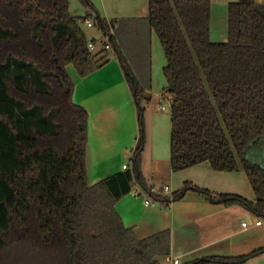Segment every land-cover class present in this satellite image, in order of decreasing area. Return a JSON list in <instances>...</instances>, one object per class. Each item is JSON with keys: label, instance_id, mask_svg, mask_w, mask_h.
Listing matches in <instances>:
<instances>
[{"label": "trees", "instance_id": "obj_1", "mask_svg": "<svg viewBox=\"0 0 264 264\" xmlns=\"http://www.w3.org/2000/svg\"><path fill=\"white\" fill-rule=\"evenodd\" d=\"M75 17L68 0H0V264H159L170 254V233L138 238L115 209L134 184L150 193L140 169L145 143L144 89L122 48L110 43L130 88L139 134L131 168L89 185L88 113L72 100L71 64L81 77L108 61L88 48L82 27L95 13ZM211 0H149L147 23L160 41L170 101L171 169L201 162L245 172L255 201L235 194L216 198L189 183L172 193L207 195L239 205L264 220V3L227 5V39H211ZM208 257L185 264L242 263Z\"/></svg>", "mask_w": 264, "mask_h": 264}, {"label": "crops", "instance_id": "obj_2", "mask_svg": "<svg viewBox=\"0 0 264 264\" xmlns=\"http://www.w3.org/2000/svg\"><path fill=\"white\" fill-rule=\"evenodd\" d=\"M90 1L95 13L113 24L114 37L121 48L115 25L120 22L128 25L144 22L148 25L149 0ZM257 1L264 3V0ZM215 27L211 16V37L215 33L216 36L221 34V31L217 34ZM149 33L151 50L146 79L139 78L142 72L135 69L124 52L139 83L149 95L147 103L151 104L153 98L158 100L154 109L146 108L145 143L140 157L141 173L148 186L157 189L168 186L173 193L189 183L208 190L213 198L219 194H237L255 201V193L242 170H215L206 161L172 171L170 110L165 113L166 107L161 109L162 101L168 98L166 95L163 100L159 97L167 86L163 74L166 58L155 31L149 28ZM104 54L108 61L85 77H81L73 65L66 66L74 82L72 100L88 113L85 161L89 185L124 171L122 166L125 164L131 168L139 134L136 106L120 63L114 55L101 53ZM157 195L170 197L162 192ZM115 209L122 222L131 227L138 238L161 231L170 233V254L165 257L169 264L173 259L185 264L208 257H240L264 247L262 218V223L255 225L258 217L247 209L214 203L207 195L195 190H188L179 200L162 206L159 203L146 206L145 196L138 197L129 192L116 202ZM243 222H246L245 226ZM206 264H264V253L242 263Z\"/></svg>", "mask_w": 264, "mask_h": 264}, {"label": "rangeland", "instance_id": "obj_3", "mask_svg": "<svg viewBox=\"0 0 264 264\" xmlns=\"http://www.w3.org/2000/svg\"><path fill=\"white\" fill-rule=\"evenodd\" d=\"M68 1H69V11L71 15L75 17L86 15L87 10L79 0H68ZM236 1L237 0H211L212 23L216 25L215 30L217 31V34L220 33L221 31V34H218L217 36L216 33L215 35H212L211 38L213 41L215 42L226 41L227 5L230 2H236ZM82 27L88 38L91 37V38H95L96 40L102 39L101 31L98 28L87 27L85 24H83ZM114 29L116 36L121 40L123 52H125V54H127V56L130 57L131 59L130 61H132L133 65L135 66V69L138 72H142L141 75L142 77L139 76V78L146 79V74H148V67H149L148 65L149 54L151 50L149 26L144 22L136 23L133 25H128L123 22H120L118 23V25H115ZM212 34H213V29H212ZM130 61L128 60L129 64H131ZM144 97L145 98L149 97L146 91L144 93ZM147 102H148L147 99H144V101L142 102V106L144 108L143 111L144 123L146 120L147 109L150 108L154 109L155 106L158 104V100L153 98L151 104ZM162 105L166 107L165 113L169 112L170 110L169 101L166 99L163 100ZM159 264H169V263L166 261L165 257H160Z\"/></svg>", "mask_w": 264, "mask_h": 264}, {"label": "built area", "instance_id": "obj_4", "mask_svg": "<svg viewBox=\"0 0 264 264\" xmlns=\"http://www.w3.org/2000/svg\"><path fill=\"white\" fill-rule=\"evenodd\" d=\"M83 24H85L87 27H91V28H98L97 24L95 21H93L92 19H86ZM111 37H114V31L113 28L110 27L109 31L106 33H102V39L101 40H96L95 38H90L88 39V48L90 51L92 52H98V51H102L103 53H107V54H112L114 55V50L113 47L110 43V39ZM160 99H165V94L161 93L159 95ZM165 106H161V109H164ZM123 170H127L130 169L128 165H123L122 166ZM150 193L152 194H159L160 192L162 193H166L169 194V200L168 202H162L160 200H157L155 198H153L152 196H150L147 192H145L144 190H142L140 187L133 185L130 189V193L134 196H145V205L146 206H153L156 203H159L161 206L165 205L167 203H170L172 201V192L170 191L168 186H163L160 187V189H157L155 187H150L149 189ZM262 223V219L261 218H256L255 219V225H260ZM244 226L246 225V222L242 223ZM172 264H179V260L178 259H173Z\"/></svg>", "mask_w": 264, "mask_h": 264}]
</instances>
